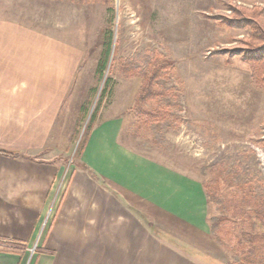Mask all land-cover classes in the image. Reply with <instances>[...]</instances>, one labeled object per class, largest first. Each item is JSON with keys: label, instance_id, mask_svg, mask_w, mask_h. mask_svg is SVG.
I'll return each instance as SVG.
<instances>
[{"label": "crops", "instance_id": "1", "mask_svg": "<svg viewBox=\"0 0 264 264\" xmlns=\"http://www.w3.org/2000/svg\"><path fill=\"white\" fill-rule=\"evenodd\" d=\"M162 1L0 0V151L13 154L0 153V241L33 246L71 151L70 140L57 149L55 133L82 51L56 26L105 24L108 16L100 12L95 22L93 10L107 9L117 24L138 23L135 10L152 24ZM121 129L103 118L91 127L33 264H210L178 233L157 226L171 221L206 238L198 196L137 160ZM152 210L161 219L152 220ZM21 256L0 250V264H23Z\"/></svg>", "mask_w": 264, "mask_h": 264}, {"label": "rangeland", "instance_id": "2", "mask_svg": "<svg viewBox=\"0 0 264 264\" xmlns=\"http://www.w3.org/2000/svg\"><path fill=\"white\" fill-rule=\"evenodd\" d=\"M229 6H237L239 13L261 10L258 19L264 25V0H163L162 15L152 24H145V10H135L138 23L117 24L114 11L107 9L93 10L98 13L92 19L95 22L101 20L100 12L108 16L105 24L56 26L57 32L67 33L70 40L66 42L82 51L68 104L57 121V149L69 140L72 143L71 151L64 154L66 168L57 183L65 175L67 184L97 119L121 122L122 143L130 144L137 160L151 163L164 177L177 179L184 194L198 196L201 222L208 225L212 216L229 218L218 231L223 247L208 232L205 238L171 221L157 225L178 233L210 264H232L236 238L246 227L237 211L257 209L261 202L256 198L242 205V189L264 184V92L251 83L249 68L238 55L217 52L244 47L249 41L247 28L228 26L211 17H235ZM34 27L46 30L40 24ZM143 45L151 57L172 61L167 77L157 85L172 88L173 99L136 102L142 78L129 73L125 62L131 60L135 65V55ZM159 100L170 105L174 117L159 130L167 142L164 146L153 141L147 116L152 109H161ZM206 187L224 202L223 213L207 201ZM150 213L152 220L159 215L154 210ZM23 252L16 254L25 260L28 252Z\"/></svg>", "mask_w": 264, "mask_h": 264}, {"label": "trees", "instance_id": "3", "mask_svg": "<svg viewBox=\"0 0 264 264\" xmlns=\"http://www.w3.org/2000/svg\"><path fill=\"white\" fill-rule=\"evenodd\" d=\"M233 10L235 17L227 18L221 14L212 15L213 18H219L222 23L238 28H247L250 32L248 44L231 50H218V53L224 52L231 56L238 55L241 62L249 68L251 83L259 90L264 92V25L258 19L261 10L248 11L236 8L237 6H229ZM135 65L131 60H126L128 72L136 73L142 78L140 91L137 94L136 102L147 103L154 99L167 98L173 99L172 88H161L157 85L159 80H164L168 74V68L172 61L157 56L151 57L147 53L145 45L140 46L135 55ZM138 63V65H137ZM105 62L100 65L103 67ZM142 65V67H141ZM160 101V100H159ZM161 111L158 108L149 111V127L153 141L160 146H164L167 142L159 131L161 125L170 123L174 118L170 105L160 101ZM2 154L13 155L7 152ZM245 196L241 199V204L246 205L252 199H261L257 209L251 208L245 213L237 211V218L246 227L240 229L236 247L231 255L232 264H264V184L256 183L254 187L243 188ZM207 201L215 205L219 213H223L225 209L224 202L217 198L215 191L205 188ZM229 218L223 215L212 216L208 219V228L211 239L219 247L224 244L221 241L218 231L226 223Z\"/></svg>", "mask_w": 264, "mask_h": 264}, {"label": "built area", "instance_id": "4", "mask_svg": "<svg viewBox=\"0 0 264 264\" xmlns=\"http://www.w3.org/2000/svg\"><path fill=\"white\" fill-rule=\"evenodd\" d=\"M64 176L62 177V179H60L61 181L59 180V182L55 185V189L53 191V196H52L50 206L47 212L41 218L39 227L36 232V237H35L33 246L27 247L22 244H15V243L7 242V241H0V250L9 251V252L17 253V254H22L23 251L28 252V255L23 261V264H33L35 253L38 247L40 246L44 236L49 230V227H50V224L53 218V212L55 208L57 207L60 201L63 189L65 188L66 182H64L65 181Z\"/></svg>", "mask_w": 264, "mask_h": 264}]
</instances>
